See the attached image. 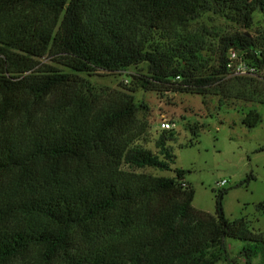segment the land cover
<instances>
[{"label":"trees","instance_id":"trees-1","mask_svg":"<svg viewBox=\"0 0 264 264\" xmlns=\"http://www.w3.org/2000/svg\"><path fill=\"white\" fill-rule=\"evenodd\" d=\"M206 12L249 29L264 0H0V264H215L226 238L264 247V230L224 216L225 190L212 215L192 206L184 169L148 170L170 168L175 133L145 146L136 89L264 104V34L235 30L208 56ZM229 48L254 76L228 72ZM140 63L128 87L83 76Z\"/></svg>","mask_w":264,"mask_h":264},{"label":"rangeland","instance_id":"rangeland-1","mask_svg":"<svg viewBox=\"0 0 264 264\" xmlns=\"http://www.w3.org/2000/svg\"><path fill=\"white\" fill-rule=\"evenodd\" d=\"M196 27L208 33V56L212 55L219 38L235 30L249 35L264 34V16L255 12L249 29L236 26L222 15L204 13ZM47 59H41L46 61ZM140 63L121 72L96 71L83 76L98 86L118 89L130 84V75L144 72ZM121 83V84H120ZM134 99L139 116L149 124V141L145 146L155 150L153 141L163 130L161 119L174 122L175 137L168 141L173 161L168 170L148 169L156 175L174 176L175 168L185 170L184 181L193 189L192 206L215 214L216 194L225 190L221 198L223 214L229 220L246 217L255 232L264 230V104L243 99H223L218 96L196 93L156 92L136 89ZM143 106V108H142ZM249 110L260 114L254 126L242 122ZM223 181V184H219ZM260 204V205H259ZM228 261L215 264H245L243 246L254 247L257 253L249 264H264V247L261 244L226 238Z\"/></svg>","mask_w":264,"mask_h":264},{"label":"built area","instance_id":"built-area-1","mask_svg":"<svg viewBox=\"0 0 264 264\" xmlns=\"http://www.w3.org/2000/svg\"><path fill=\"white\" fill-rule=\"evenodd\" d=\"M226 67L231 75L237 76H254L257 71L255 66L246 62L234 48L228 50ZM174 125V122L166 119L160 121V127L163 130L173 129ZM219 184H223V181H220Z\"/></svg>","mask_w":264,"mask_h":264}]
</instances>
